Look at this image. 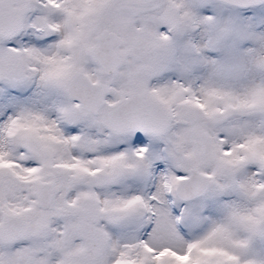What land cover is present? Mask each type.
I'll list each match as a JSON object with an SVG mask.
<instances>
[{
    "label": "snow or ice",
    "instance_id": "1",
    "mask_svg": "<svg viewBox=\"0 0 264 264\" xmlns=\"http://www.w3.org/2000/svg\"><path fill=\"white\" fill-rule=\"evenodd\" d=\"M0 264H264V0H0Z\"/></svg>",
    "mask_w": 264,
    "mask_h": 264
}]
</instances>
